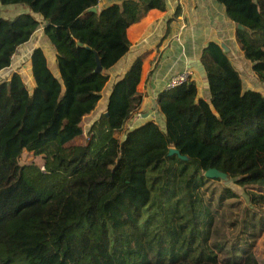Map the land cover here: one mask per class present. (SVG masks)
<instances>
[{
	"label": "trees",
	"instance_id": "trees-1",
	"mask_svg": "<svg viewBox=\"0 0 264 264\" xmlns=\"http://www.w3.org/2000/svg\"><path fill=\"white\" fill-rule=\"evenodd\" d=\"M98 1L0 0L27 7L12 19L0 11V71L40 28L54 48L53 68L41 46L28 52L32 88L17 71L0 82V264H261L250 250L264 228V193L247 190L248 206L232 203L233 259L220 257L211 230H194L201 196L220 181L206 177L208 169L241 187L264 186V93L245 88L210 41L200 56L208 98L192 80L165 89L162 122L145 120L120 137L142 99L136 57L111 85L86 139L83 118L101 99L107 70L129 51L126 28L167 7L166 0H122L88 10ZM217 1L240 25L235 38L264 85V0ZM82 136L81 153L67 159L64 151ZM25 152L40 157L45 171L20 163ZM226 197L237 194L223 188L218 207Z\"/></svg>",
	"mask_w": 264,
	"mask_h": 264
},
{
	"label": "crops",
	"instance_id": "crops-1",
	"mask_svg": "<svg viewBox=\"0 0 264 264\" xmlns=\"http://www.w3.org/2000/svg\"><path fill=\"white\" fill-rule=\"evenodd\" d=\"M121 1L99 0L95 11ZM166 4L165 10L150 9L126 28V37L130 42L129 51L107 70L109 79L101 92V99L89 114L92 118L104 112L106 96L111 85L124 74L136 57L141 58L140 79L136 91L142 99L136 112L125 124V129L130 121L142 116L144 118L139 124L145 120L161 123L163 117L157 108L158 95L166 89V83L171 76L186 68L191 71L190 80L195 82L198 95L208 98V81L200 63V56L210 41H215L221 46L241 75L242 71L247 69L253 74L251 64L244 58L235 38L238 25L226 17L222 3L217 0H166ZM38 31H41V28ZM44 41L49 47V53L41 47L49 66L53 68L54 48L45 39ZM33 46L38 45H32L30 50ZM93 76L90 75L88 79ZM253 79L257 82L255 76ZM33 85L32 81L31 88Z\"/></svg>",
	"mask_w": 264,
	"mask_h": 264
},
{
	"label": "rangeland",
	"instance_id": "rangeland-1",
	"mask_svg": "<svg viewBox=\"0 0 264 264\" xmlns=\"http://www.w3.org/2000/svg\"><path fill=\"white\" fill-rule=\"evenodd\" d=\"M0 11L2 17L12 19L17 14L26 12L27 7L23 4H0ZM36 17L39 18V16ZM32 45L42 46L49 53V47L44 41L42 32L36 31L30 41L17 49L11 64L6 69L0 71V82L4 79H7L12 72L17 71L22 75L26 85L29 88L31 87L32 76L30 74V65L27 57ZM241 77L244 80L245 88H254L264 93V85L258 81L256 82L253 79L254 75L249 69L242 71ZM93 119L94 118H92L91 115L86 116L83 121L84 126H86V124L91 122ZM125 131L126 129L124 127L118 136L121 137ZM85 138L83 136L76 138L73 141L74 146L64 151V155L67 157V159H70L71 157L81 153ZM30 160L39 165L41 170L45 171V168L42 169L43 165L41 164L40 157H33L32 154L26 152L21 156L20 163H25ZM218 178L220 181H211L208 185L207 191L205 190L203 196H201L202 199L199 202L198 208V226L200 229L199 231L195 229L194 232L199 233L200 230H211L213 235L211 237L212 241L210 243L217 247V249L219 246H221L222 252L220 253V257L226 253L228 258L231 260L234 258L232 253V243L236 236V229L231 230V227L233 226L232 210H238L233 208L232 203L238 201L240 206H248V199L245 192L247 190H254L264 193V186L260 188L257 186L241 187L232 183V181L224 175H220ZM223 188H229L233 190L237 194V198L226 197L222 203H220L221 206L218 207L219 195ZM259 208L261 210L258 212V215H260L259 217L262 218L261 221L264 223V203ZM258 226L260 227V225ZM251 247L252 248L250 252L254 256L255 260L261 264H264V228L260 236L256 238L255 243ZM240 257H242V252L240 253Z\"/></svg>",
	"mask_w": 264,
	"mask_h": 264
},
{
	"label": "built area",
	"instance_id": "built-area-1",
	"mask_svg": "<svg viewBox=\"0 0 264 264\" xmlns=\"http://www.w3.org/2000/svg\"><path fill=\"white\" fill-rule=\"evenodd\" d=\"M190 76H191V71L188 68H186L183 71L171 76L170 79L168 80V82L166 83V89H170V88L175 87L181 83H185V82L189 81ZM84 118H83V121H84ZM143 118H144L143 116L137 117V119L135 121H130V123L128 122L129 125H128V127H126V129L130 130V129H133L134 127L138 126L140 121L143 120ZM89 125H90V122L88 124H86V126H84V123H83V136L86 138H88V136H89V133H88ZM42 169H43V167H42Z\"/></svg>",
	"mask_w": 264,
	"mask_h": 264
},
{
	"label": "water",
	"instance_id": "water-1",
	"mask_svg": "<svg viewBox=\"0 0 264 264\" xmlns=\"http://www.w3.org/2000/svg\"><path fill=\"white\" fill-rule=\"evenodd\" d=\"M88 10L90 11H95V6L94 7H90ZM238 27H240V25H238ZM76 43L77 45H81V43L79 41L76 40ZM95 60H96V66H95V69H94V73H98L102 70V65L100 63V60H99V57L97 54H95ZM206 87H207V90H209V85H208V82H206ZM105 114H107V112H105ZM170 153H177L179 157H182L184 158L183 156H180L179 152L174 149V148H171ZM204 175L208 178H215V177H219L220 175H224L223 173H221L220 171H218L217 169L215 168H210L208 169ZM225 176V175H224Z\"/></svg>",
	"mask_w": 264,
	"mask_h": 264
}]
</instances>
